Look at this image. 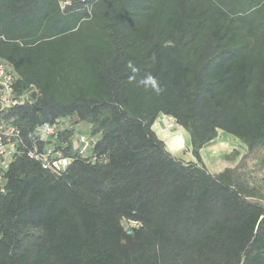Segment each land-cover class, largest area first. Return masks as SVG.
<instances>
[{
    "label": "trees",
    "instance_id": "trees-1",
    "mask_svg": "<svg viewBox=\"0 0 264 264\" xmlns=\"http://www.w3.org/2000/svg\"><path fill=\"white\" fill-rule=\"evenodd\" d=\"M0 60L30 95L9 112L28 149L68 119L56 148L72 159L5 171L0 264H264V185L246 166L262 150L264 171V0H0ZM160 116L195 162L168 150ZM220 132L247 153L211 173L201 152Z\"/></svg>",
    "mask_w": 264,
    "mask_h": 264
},
{
    "label": "built area",
    "instance_id": "built-area-1",
    "mask_svg": "<svg viewBox=\"0 0 264 264\" xmlns=\"http://www.w3.org/2000/svg\"><path fill=\"white\" fill-rule=\"evenodd\" d=\"M16 81L14 72L0 60V190L2 192L5 187L3 182L5 171L23 155L40 161L44 168L55 173L67 169L72 162L71 157L56 148L60 132L70 127L68 119L38 127L35 135L38 141L44 143V147L41 148L36 143L32 149H28L21 130L13 124L9 116L11 110L25 105L30 98L29 94L18 92ZM76 142L80 145L81 155L85 156L91 141L82 134Z\"/></svg>",
    "mask_w": 264,
    "mask_h": 264
},
{
    "label": "rangeland",
    "instance_id": "rangeland-1",
    "mask_svg": "<svg viewBox=\"0 0 264 264\" xmlns=\"http://www.w3.org/2000/svg\"><path fill=\"white\" fill-rule=\"evenodd\" d=\"M172 123L179 130V136L174 137L173 143H175V146H179V148H181L180 145H183L184 143L188 141V134L184 130H182L180 127H177L178 125L176 124L175 120H172ZM176 128L170 131L173 132ZM77 130L78 132L76 136L74 137V143L80 148V145L76 141L82 134L88 132L89 127L86 126V124H80ZM159 133H160V136L163 137L162 132H159ZM180 139H183V140L180 141ZM179 151H182V150H179ZM183 151L187 152V149H185L184 147ZM203 152H204L205 165L208 168V170L211 173H218V172L223 171L226 168L235 167L239 163L242 156L247 153V147L235 137L225 132H220L219 137L215 141L207 145L204 148ZM262 154H263L262 150L257 151L251 158L247 160V165H246L248 171L251 173L252 178H253L252 184H258L261 186L264 185V182H263L264 181V171L259 168L258 163H259V160ZM227 155H236V158L233 161H229L226 159ZM123 223L126 228L130 227V224L127 221H124Z\"/></svg>",
    "mask_w": 264,
    "mask_h": 264
},
{
    "label": "crops",
    "instance_id": "crops-1",
    "mask_svg": "<svg viewBox=\"0 0 264 264\" xmlns=\"http://www.w3.org/2000/svg\"><path fill=\"white\" fill-rule=\"evenodd\" d=\"M172 120H174V119L171 118V117L160 116L157 119V121L155 122V124L153 125V129L155 130V132L157 133L159 138L162 139L166 143V145L168 146L167 148H169L168 150L172 154H174L176 157L182 159L184 162H191V161L195 162L196 160H195L194 156L191 153V143H190L189 136H188V141L186 143H184L183 145H180L181 148H179V146H175V143H173L174 137H178L179 136V130L172 123ZM177 127H180V126H177ZM174 128H176V129L173 132L170 131V130H172ZM181 129L184 130L183 128H181ZM159 132H162V134H163L162 136L163 137L160 136ZM177 139H179V138H177ZM181 140H183V139H180V141ZM184 147H185V149H187V152L183 151ZM179 150H182V151H179ZM203 150H202L201 154H202V158H203L204 163H205Z\"/></svg>",
    "mask_w": 264,
    "mask_h": 264
},
{
    "label": "clouds",
    "instance_id": "clouds-1",
    "mask_svg": "<svg viewBox=\"0 0 264 264\" xmlns=\"http://www.w3.org/2000/svg\"><path fill=\"white\" fill-rule=\"evenodd\" d=\"M126 67L133 73L132 76L129 77L130 80L136 82L138 87H142L145 90H151L159 95L162 91L159 81L155 76L151 73H146L139 80H136L135 74H137L140 70L135 66L132 61H128Z\"/></svg>",
    "mask_w": 264,
    "mask_h": 264
}]
</instances>
